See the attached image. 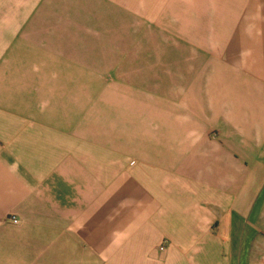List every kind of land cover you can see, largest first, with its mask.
<instances>
[{"label": "crops", "instance_id": "0c3cea01", "mask_svg": "<svg viewBox=\"0 0 264 264\" xmlns=\"http://www.w3.org/2000/svg\"><path fill=\"white\" fill-rule=\"evenodd\" d=\"M263 159L264 0H0V264H264Z\"/></svg>", "mask_w": 264, "mask_h": 264}, {"label": "rangeland", "instance_id": "374dc122", "mask_svg": "<svg viewBox=\"0 0 264 264\" xmlns=\"http://www.w3.org/2000/svg\"><path fill=\"white\" fill-rule=\"evenodd\" d=\"M109 36H111L113 39H117L119 35L113 34ZM108 42L109 41H107V43ZM62 59H63V64L68 61L67 57L64 56L62 57ZM64 67H65L64 65H59L58 67L60 70L59 75H63L65 72L66 73L68 72L64 69ZM255 174L256 175L252 177L253 179L252 184L250 183L249 185H247L246 192L243 197L244 212H246L245 208L250 204V202H251V207L253 208L254 204L257 201H258L257 206H260L262 201L264 200V159L260 161L259 169H257V172ZM250 210L248 212H250Z\"/></svg>", "mask_w": 264, "mask_h": 264}, {"label": "built area", "instance_id": "2783aa9c", "mask_svg": "<svg viewBox=\"0 0 264 264\" xmlns=\"http://www.w3.org/2000/svg\"><path fill=\"white\" fill-rule=\"evenodd\" d=\"M12 222H13L14 224H16V223H18V220L14 218ZM161 249L163 250L164 248L162 247Z\"/></svg>", "mask_w": 264, "mask_h": 264}]
</instances>
